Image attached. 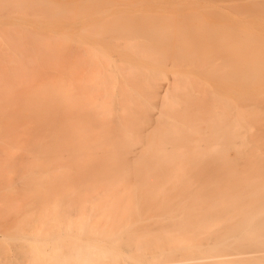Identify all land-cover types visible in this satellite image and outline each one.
I'll use <instances>...</instances> for the list:
<instances>
[{
    "label": "bare ground",
    "instance_id": "obj_1",
    "mask_svg": "<svg viewBox=\"0 0 264 264\" xmlns=\"http://www.w3.org/2000/svg\"><path fill=\"white\" fill-rule=\"evenodd\" d=\"M234 5L0 0V92L54 126L79 175L39 156L21 183L115 186L90 210L31 198L16 263L264 264V8Z\"/></svg>",
    "mask_w": 264,
    "mask_h": 264
},
{
    "label": "rangeland",
    "instance_id": "obj_2",
    "mask_svg": "<svg viewBox=\"0 0 264 264\" xmlns=\"http://www.w3.org/2000/svg\"><path fill=\"white\" fill-rule=\"evenodd\" d=\"M211 1H222L223 4L229 3L231 5H234L235 2L238 3L239 6L247 8L246 5L252 0ZM257 1H261V5L259 6L264 8V0ZM236 7L235 5L233 6L234 9ZM49 70H51V67H47L43 71H40L41 73H38V78L44 81L52 74ZM29 87L30 83L27 84L26 88ZM26 88L20 86V88L16 90L13 99H23L26 96ZM7 101L8 98L0 92V264H18L16 263L19 259L17 244L21 242L22 239L17 238L20 236L16 229L17 226L21 225L20 223H22L24 219L22 213L28 209L35 210L34 205L38 204L32 203L31 198L37 197L39 193L47 191L43 197L48 198L46 199L47 202H52V200L49 199L52 196L50 195V191H52L59 198L63 197L65 199V197H70L72 200L77 199L80 202L79 204H84L86 209L90 210L94 202L87 201L89 196L96 193H103L104 196L109 189L111 190L115 188V186L112 185V182L102 180V177H100L98 181L96 180L92 183H84L72 179L68 182L55 184L51 182L45 183L42 187L26 183L22 184V177L27 174L28 164L31 163L32 159L39 156L43 159L50 174L53 172H61V167L67 166L65 171L70 177L74 174L75 177L79 178V175L78 172L73 169L75 167V162H73L74 155L71 150L72 146H57L55 144L57 139L53 135L56 132L54 126L48 124V126H44V130L41 131L37 120L32 119L31 115L29 116L27 112H24L25 114L23 117L19 119L14 117V113L17 112V109L23 105L17 102L7 105ZM260 132L264 134V131ZM71 141H73V139H71ZM231 155L233 156V151ZM70 167L73 168L71 169ZM46 177L50 176L47 175ZM128 183L129 182L126 181L127 185ZM121 187L122 186H120V188ZM124 195L126 196L127 193L123 192L122 196ZM179 211H177V213ZM159 219L158 216L157 220ZM95 220L102 226L100 230H98L99 232L106 231V229L110 228L109 225H106L104 217H97ZM92 221H94V219H92L90 223ZM151 221L152 219L148 220V222ZM133 223L131 222L128 225L129 229ZM137 224L138 223H135L134 225ZM22 226H24V223H22ZM15 238L18 240H15ZM20 250L23 249L20 248ZM8 252L10 253L8 254ZM19 261L20 260H18V262Z\"/></svg>",
    "mask_w": 264,
    "mask_h": 264
}]
</instances>
